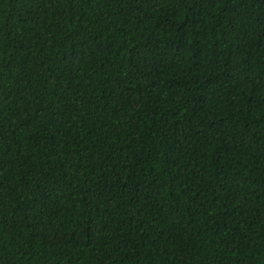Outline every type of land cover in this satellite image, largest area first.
Segmentation results:
<instances>
[{
    "label": "trees",
    "instance_id": "obj_1",
    "mask_svg": "<svg viewBox=\"0 0 264 264\" xmlns=\"http://www.w3.org/2000/svg\"><path fill=\"white\" fill-rule=\"evenodd\" d=\"M0 264H264V0H0Z\"/></svg>",
    "mask_w": 264,
    "mask_h": 264
}]
</instances>
